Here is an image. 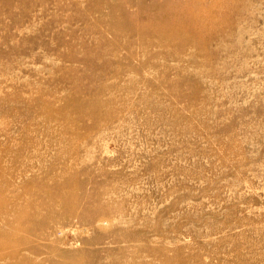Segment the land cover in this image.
I'll return each instance as SVG.
<instances>
[{"label": "rangeland", "instance_id": "374dc122", "mask_svg": "<svg viewBox=\"0 0 264 264\" xmlns=\"http://www.w3.org/2000/svg\"><path fill=\"white\" fill-rule=\"evenodd\" d=\"M0 264H264V0H0Z\"/></svg>", "mask_w": 264, "mask_h": 264}, {"label": "bare ground", "instance_id": "6f19581e", "mask_svg": "<svg viewBox=\"0 0 264 264\" xmlns=\"http://www.w3.org/2000/svg\"><path fill=\"white\" fill-rule=\"evenodd\" d=\"M97 103H98V101H95L94 103H92V104H90V105H78V109L81 111H86V110H91V111H95V107H96V105H97ZM94 106V107H93ZM56 115V114H55ZM57 116V115H56ZM59 117V116H58ZM70 182V183H69ZM68 182V184L69 185H71V183H74V181L73 180H71V181H69ZM68 185H65L64 187H63V183H61V182H57V184H55V189H54V191H51V190H45V192H43L42 193V197H41V199H40V201H39V203H36V204H39L41 207H44L45 209H48V210H52L53 209V207H52V204H50L49 202H50V200H48L49 199V197L50 198H54V197H57V196H59V197H61L62 198V200H60L61 202H63V192H64V194H68L67 196H70L71 197V200L73 201V203H77V204H79L78 203V201L77 200H73L74 198H75V190H72L71 192H69V189H68ZM39 205H35L34 206V209H33V212L32 211H30L29 212V216H31V220H34L37 216H38V213H37V210L39 209ZM36 212V213H35ZM5 239H6V237H4V238H2V240H4V242H6V241H8L7 239H6V241H5Z\"/></svg>", "mask_w": 264, "mask_h": 264}]
</instances>
